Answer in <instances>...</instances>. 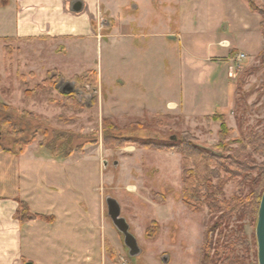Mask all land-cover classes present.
Listing matches in <instances>:
<instances>
[{"label": "rangeland", "instance_id": "374dc122", "mask_svg": "<svg viewBox=\"0 0 264 264\" xmlns=\"http://www.w3.org/2000/svg\"><path fill=\"white\" fill-rule=\"evenodd\" d=\"M138 4L140 13L152 12L154 17L149 16L148 21L155 23V4ZM136 19L131 30L137 36L129 41L108 39L106 30L100 31L99 44L94 40L82 47L58 42L48 48L39 47V43L4 44L0 38V150L18 156L36 152L53 159L74 156L84 160L89 170L86 184L91 183L94 189L90 200L100 210L101 257L107 264H200L206 230L217 215L206 208L193 213L183 205L180 155L142 149L135 141L171 146L187 134L209 150L217 144L220 125L203 120L187 123L169 115L154 116L148 108L143 110L146 102L156 104L157 98L162 99L152 96L153 90H149L151 96L142 94L145 83L158 90L171 83L169 78L158 79L156 69L160 67L157 59L171 56L172 50L140 36L142 30L136 26H140L141 18ZM7 24L0 23V35L2 30L12 28ZM60 46L66 47L65 52ZM246 61L234 66L232 85L237 90V104L234 110L232 100L225 113L226 126L231 130L229 139L233 141L243 139L249 129L264 135V58ZM46 78L50 81L47 84ZM117 80L124 85L119 86ZM66 85L73 88L69 94L64 92ZM251 158L256 168L264 163V157L258 154ZM233 192L234 186L229 183L219 198L228 200ZM106 197L120 205V216L135 237L140 256H128L123 236L108 218ZM17 202L15 219L26 223L30 217L47 220L32 213L26 202ZM229 227H242L250 242L248 250L237 256L244 264H257L252 252L256 251L255 227L250 219L232 218ZM26 262L22 260V264Z\"/></svg>", "mask_w": 264, "mask_h": 264}, {"label": "crops", "instance_id": "0c3cea01", "mask_svg": "<svg viewBox=\"0 0 264 264\" xmlns=\"http://www.w3.org/2000/svg\"><path fill=\"white\" fill-rule=\"evenodd\" d=\"M76 1L82 4L79 13L72 11ZM139 1L155 4V23L148 21L154 17L150 10L139 12ZM255 2L264 7V0ZM134 15L141 18L140 36L172 50L157 59L156 69L158 79L171 83L159 90L145 83L142 94L151 96L153 90L152 96L162 99L146 102L143 110L187 123L225 115L235 94L234 59L243 54L242 61L251 63L264 47L260 16L244 0H4L0 23L12 28L2 30L0 38L4 44L82 47L94 40L99 44L100 31L106 30L108 39L129 41L135 36ZM25 155L0 150V264H107L101 257L100 210L90 200L94 189L86 184L84 160ZM17 200L47 220L22 226L14 217Z\"/></svg>", "mask_w": 264, "mask_h": 264}, {"label": "trees", "instance_id": "16d2710c", "mask_svg": "<svg viewBox=\"0 0 264 264\" xmlns=\"http://www.w3.org/2000/svg\"><path fill=\"white\" fill-rule=\"evenodd\" d=\"M244 1L247 2L251 12L260 16V30L264 37V7L257 5L255 0ZM258 57L264 58V47ZM49 82L48 78L44 81L45 84ZM237 98L236 90L234 110ZM204 121L206 123L214 121L220 125L217 144L209 150L200 147L196 140L187 134L171 146L155 145L144 140L135 142L139 143L142 149L173 151L180 155L183 205L193 213L206 208L211 215H217V220L206 230L200 264H244L243 258L237 255H242L248 250L249 239L242 227L233 230L229 224L232 218H237L238 221L249 218L251 226L253 228L256 226L259 204L264 191V163L260 167H254L251 156L258 154L264 157V135L249 129L243 139L233 141L229 139L231 130L226 126L224 114L216 113L206 117ZM241 127L238 125L240 131ZM232 145L237 147L233 148ZM248 150L250 153H247ZM229 183L234 186L233 195L228 200H222L219 194ZM35 219L37 218L30 217L28 221ZM17 220L21 225L26 223L19 218ZM253 241V246H256L255 233ZM252 252L257 259V250ZM255 262L257 263V260Z\"/></svg>", "mask_w": 264, "mask_h": 264}, {"label": "water", "instance_id": "95a60500", "mask_svg": "<svg viewBox=\"0 0 264 264\" xmlns=\"http://www.w3.org/2000/svg\"><path fill=\"white\" fill-rule=\"evenodd\" d=\"M82 10V4L79 1L73 2L72 11L79 13ZM73 91L72 86L66 85L64 87L65 93H71ZM1 139V133H0ZM172 140H175L172 138ZM105 206L107 210L108 218L110 219L112 225L117 230L119 234L123 236V244L128 250V256L130 258H135L140 256L141 251L138 247L135 237L130 233L129 226L126 220L120 216V205L118 202L111 198H105ZM255 240H256V250H257V264H264V191L260 200L257 221L255 226ZM26 264H32L30 262Z\"/></svg>", "mask_w": 264, "mask_h": 264}, {"label": "built area", "instance_id": "2783aa9c", "mask_svg": "<svg viewBox=\"0 0 264 264\" xmlns=\"http://www.w3.org/2000/svg\"><path fill=\"white\" fill-rule=\"evenodd\" d=\"M244 58H245V56L243 54H239L234 59V63H240ZM234 65H236V64H234Z\"/></svg>", "mask_w": 264, "mask_h": 264}]
</instances>
